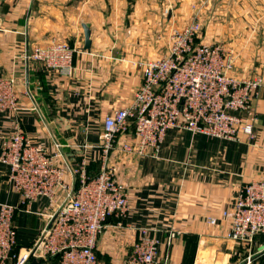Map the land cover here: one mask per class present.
I'll list each match as a JSON object with an SVG mask.
<instances>
[{
    "label": "crops",
    "instance_id": "crops-1",
    "mask_svg": "<svg viewBox=\"0 0 264 264\" xmlns=\"http://www.w3.org/2000/svg\"><path fill=\"white\" fill-rule=\"evenodd\" d=\"M193 21L203 27V43L233 52L234 77L264 79V0H0V80L14 81L18 99L16 109L0 110V156L19 124L33 145L62 153L57 162L68 186L55 202L42 198L27 206L0 161V205L17 208L20 249L31 247L76 188L75 170L85 164L89 177L100 173L105 116L133 103L141 64L162 58L172 31ZM52 41L75 49L72 76L29 59ZM254 105L253 142L171 130L157 157H137L120 148L133 143L132 133L119 137L110 164L128 189L131 209L122 226L109 224L101 237L102 264H116L141 228L156 231L160 254L168 251L171 264H235L246 257L248 245L229 240L221 218L244 185L264 178V88Z\"/></svg>",
    "mask_w": 264,
    "mask_h": 264
},
{
    "label": "built area",
    "instance_id": "built-area-1",
    "mask_svg": "<svg viewBox=\"0 0 264 264\" xmlns=\"http://www.w3.org/2000/svg\"><path fill=\"white\" fill-rule=\"evenodd\" d=\"M201 35L199 21L175 29L166 54L141 64L143 82L133 103L104 118L100 173L89 177L85 164L75 170L76 188L67 193L66 201L51 215L48 227L31 247L18 249L17 208L0 205V264L33 260L40 264H102L97 249L110 226L108 220L115 218L122 226L131 209L128 189L110 164L120 136L132 133L133 143L125 142L120 148L137 157H157L171 130L232 140L243 135L250 142L255 140L254 101L264 88V79L234 77L233 52L203 43ZM74 57L72 46L57 41L37 47L29 55L30 60L68 77L74 73ZM17 100L14 81L0 80V110L16 109ZM61 157V152L51 154L33 145L17 124L3 143L0 161L10 168V180L22 204L28 206L42 198L55 202L60 189L68 190L65 167L57 162ZM221 221L229 227V240L249 247L238 264H264L257 258L264 256V178L244 185L235 205L223 211ZM210 224L217 225L218 219H210ZM138 233L118 264H171L168 251L160 254L162 243L156 231L141 228ZM176 236L169 235L168 245Z\"/></svg>",
    "mask_w": 264,
    "mask_h": 264
},
{
    "label": "water",
    "instance_id": "water-1",
    "mask_svg": "<svg viewBox=\"0 0 264 264\" xmlns=\"http://www.w3.org/2000/svg\"><path fill=\"white\" fill-rule=\"evenodd\" d=\"M83 28H84V33H85V47H84V49L89 50L91 48V44H92L91 39H90L91 31L86 25H84ZM26 264H40V263L37 260H33L31 262H27Z\"/></svg>",
    "mask_w": 264,
    "mask_h": 264
},
{
    "label": "rangeland",
    "instance_id": "rangeland-1",
    "mask_svg": "<svg viewBox=\"0 0 264 264\" xmlns=\"http://www.w3.org/2000/svg\"><path fill=\"white\" fill-rule=\"evenodd\" d=\"M202 32H203V27H202ZM19 246H21V247H23V245H22V243H21V241H19ZM18 249H20V247H18ZM259 257V261L260 262H262V261H264V256H262L261 257V255H259V256H257V258ZM100 260V259H99ZM239 262H237V264H238ZM109 264H113V263H109ZM116 264H118V263H116Z\"/></svg>",
    "mask_w": 264,
    "mask_h": 264
},
{
    "label": "trees",
    "instance_id": "trees-1",
    "mask_svg": "<svg viewBox=\"0 0 264 264\" xmlns=\"http://www.w3.org/2000/svg\"><path fill=\"white\" fill-rule=\"evenodd\" d=\"M118 221H119V220H117V219H115V218H110V219L108 220V223L111 224V223L118 222ZM123 224H124V221H123ZM55 262H56V260H55Z\"/></svg>",
    "mask_w": 264,
    "mask_h": 264
}]
</instances>
